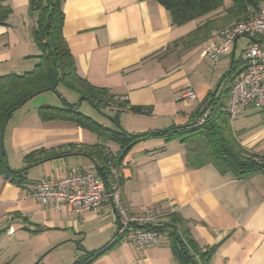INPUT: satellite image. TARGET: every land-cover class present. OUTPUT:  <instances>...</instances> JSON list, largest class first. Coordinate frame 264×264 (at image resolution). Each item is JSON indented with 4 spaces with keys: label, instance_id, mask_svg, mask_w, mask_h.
Masks as SVG:
<instances>
[{
    "label": "crops",
    "instance_id": "crops-1",
    "mask_svg": "<svg viewBox=\"0 0 264 264\" xmlns=\"http://www.w3.org/2000/svg\"><path fill=\"white\" fill-rule=\"evenodd\" d=\"M29 1L0 0V75L29 71L37 64L40 52L32 35L37 12ZM61 8L62 34L78 74L132 105L150 108L147 114L119 113L122 129L141 133L192 124L209 94L221 92L220 81L213 89L214 83L201 80L188 60L194 51L205 59L202 49L218 41L214 33L221 22L195 48L177 41L206 19L218 20L224 8L183 25L173 23L156 0H61ZM232 50L212 63L214 76L226 67L228 54L232 62ZM187 87L196 92L194 101L181 98ZM67 92V101L76 104L78 94ZM53 103L49 95L40 104L19 108L8 120L3 145L11 169L26 167L24 157L35 149L101 144L118 158L121 198L131 214L148 212L161 222L173 214L194 239L197 248L189 249L195 258L212 248L210 264H264V172L237 179L212 164L188 167L183 144L161 136L120 150L117 143L72 121H42L38 106H61L62 100ZM107 120L102 124L115 128ZM231 127L245 149L264 156V111L246 108ZM94 166L89 156L71 151L31 165L21 182L0 171V264H74L92 253L85 264H180L166 232L157 245L145 248L115 239L118 225L111 205L77 212L68 205L43 206L31 195L40 179Z\"/></svg>",
    "mask_w": 264,
    "mask_h": 264
},
{
    "label": "trees",
    "instance_id": "trees-1",
    "mask_svg": "<svg viewBox=\"0 0 264 264\" xmlns=\"http://www.w3.org/2000/svg\"><path fill=\"white\" fill-rule=\"evenodd\" d=\"M170 14L173 23L183 25L195 19L206 16L223 5V0H156ZM264 0H231V4L224 8V14L217 19L208 18L196 28L181 37L178 44L189 48L207 40L217 21L221 26H227L233 21L243 19L249 7L256 6ZM31 10L37 12V19L32 29L33 40L40 52L37 64L33 69L22 73L0 75V171L11 181H22L27 169L34 164L49 158L76 152L89 156L94 162V170L105 181L111 178L109 166H117L118 158L105 152L101 144L76 148L69 144L46 150L35 149L25 155L26 167L13 170L7 162L3 145V134L8 120L28 100L35 95L50 91L59 93L58 86L76 92L82 100H86L96 110H112V116H107L115 128L107 127L96 122L93 118L78 110L61 96L62 105H40L37 114L42 121L68 120L77 126L95 133L101 139L117 143L120 150L151 136H161L167 139H177L185 148V163L188 167L198 168L205 164H212L220 173H231L237 179H245L257 172H264V156L245 149L231 127V121L225 111V104L229 95L231 76L238 64L232 60L229 70L223 75L221 82L224 88L217 94V90L210 93L205 105L217 102L212 116L202 125L192 124L172 126L163 130L148 132H128L119 125L118 116L122 111L147 114L149 107L132 105L126 99L115 95L106 87L90 84L82 78L77 70L73 57L62 34L64 15L61 0H30ZM0 17V22L1 21ZM215 31V32H216ZM215 34V33H214ZM176 44V43H175ZM202 106V107H203ZM75 149V151H73ZM169 220L151 225L150 229L159 233L166 232L170 238L173 254L180 264H210L212 248L206 249L195 258L189 247L194 245V239L188 237L177 224L174 215ZM186 230V229H185ZM91 254L77 260L74 264H85L93 258Z\"/></svg>",
    "mask_w": 264,
    "mask_h": 264
},
{
    "label": "built area",
    "instance_id": "built-area-1",
    "mask_svg": "<svg viewBox=\"0 0 264 264\" xmlns=\"http://www.w3.org/2000/svg\"><path fill=\"white\" fill-rule=\"evenodd\" d=\"M217 42H211L202 49V56L211 63L228 53L241 37L249 43L242 50V58L231 76L229 95L225 111L230 121L246 108L264 111V2L249 7L243 19L236 20L215 32ZM181 98L186 102L197 98L196 92L185 88ZM217 102L203 106L194 120L196 125L204 124L213 114ZM119 167L109 166L111 178L102 179L93 169L71 170L66 175L52 179L38 180L31 195L43 206L56 209L68 205L77 212L96 209L104 204L115 211L118 231L115 239L124 240L137 248L154 246L159 243L160 233L150 229L159 222L154 214H131L122 202Z\"/></svg>",
    "mask_w": 264,
    "mask_h": 264
},
{
    "label": "rangeland",
    "instance_id": "rangeland-1",
    "mask_svg": "<svg viewBox=\"0 0 264 264\" xmlns=\"http://www.w3.org/2000/svg\"><path fill=\"white\" fill-rule=\"evenodd\" d=\"M230 4H231V0H223V5H222L221 9L228 7ZM248 42H249L248 38H244V37L239 38L238 44H237V47H236V50H235L234 56H233V60L235 62L239 61L240 58H242V50L246 47ZM229 54H230V52H229ZM229 54H228V56H226V60H228L226 67L222 71L216 72L215 76H214L215 65L208 62L206 59L199 57L197 51L191 52L189 54L188 60H190V65H191L190 68L193 70V72L197 76H199L201 78V80L206 81V82H213L214 83L213 89H214V88H216L217 83L222 79L223 75L229 70L230 62H231V57ZM223 61H225V60H221L220 64ZM224 86H225V83L221 82L220 89L221 88L223 89ZM57 90L59 91V93H52L50 91H44V92H41V93L35 95L30 100H28L25 103V105L23 107H21L20 109H28L29 107H31L34 104H40L41 102L45 101V99L49 95L53 96V102H54L53 104H58V103L60 104L61 96L65 100H68L66 97V95H69L68 94L69 92H67V89H65L62 86H58ZM74 95H77V94L74 93ZM69 97L71 98L72 96H69ZM71 100H72V98H71ZM73 100L75 101V103L78 107V110L80 112H82L83 114L93 118L96 122H98L100 124H102V121H106L108 119L107 116L103 115V112L106 113V115L112 116L111 113L106 112V109L99 112L98 110L93 108V106L91 104H89L86 100H82L81 96H79V95H77V97H73Z\"/></svg>",
    "mask_w": 264,
    "mask_h": 264
},
{
    "label": "water",
    "instance_id": "water-1",
    "mask_svg": "<svg viewBox=\"0 0 264 264\" xmlns=\"http://www.w3.org/2000/svg\"><path fill=\"white\" fill-rule=\"evenodd\" d=\"M235 45V44H234ZM234 45H233V50H232V53L234 52Z\"/></svg>",
    "mask_w": 264,
    "mask_h": 264
}]
</instances>
